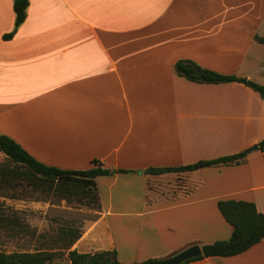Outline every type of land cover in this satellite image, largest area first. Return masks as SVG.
Here are the masks:
<instances>
[{"label": "crops", "instance_id": "crops-1", "mask_svg": "<svg viewBox=\"0 0 264 264\" xmlns=\"http://www.w3.org/2000/svg\"><path fill=\"white\" fill-rule=\"evenodd\" d=\"M13 3L0 0V135L51 167L83 171L98 160L111 171L95 180L100 209L72 249L114 251L122 264L165 260L230 239L220 201L253 202L264 214L260 146L242 164L187 173L198 185L177 198H150L154 177L145 173L264 140L259 93L243 81L196 83L175 69L190 61L264 86L256 40L264 0H29L26 20L6 38ZM189 264H264V240Z\"/></svg>", "mask_w": 264, "mask_h": 264}, {"label": "trees", "instance_id": "trees-1", "mask_svg": "<svg viewBox=\"0 0 264 264\" xmlns=\"http://www.w3.org/2000/svg\"><path fill=\"white\" fill-rule=\"evenodd\" d=\"M28 6L29 0H14L15 29L6 38H12L17 29L24 23ZM256 40L264 44V38L256 37ZM175 69L179 76L196 83L219 84L243 81L236 76H226L206 70L190 61L178 62ZM246 84L264 99V86L252 81H248ZM259 146L264 152V140L260 142ZM248 153V151H244L236 155L210 161H200L175 168H149L145 173L148 176L156 177L168 173H193L209 167L239 165L245 162ZM1 154L17 167L15 170L10 171L9 168L0 164V218L5 217L3 211L6 208L4 202L1 201V198L4 197L1 190L3 187L13 186L18 174L17 171L20 170L19 168L25 169V178L28 179L27 186L37 189V186L46 184L57 201L66 199L68 204H71L72 197L82 196L91 200L88 204L92 209L99 211L100 199L95 180L100 176L110 175L111 171L104 168L103 164L98 160L93 161L92 167L87 170H61L37 161L15 140L5 135H0ZM120 172L127 173V171ZM188 179L190 181L188 188L173 198L190 192L198 185V182L195 183L190 178ZM152 180L149 182L150 198L152 197ZM219 210L233 229L230 239L201 245L203 255L183 264H189L192 261L209 257L228 258L237 256L264 240V214L257 210L253 202L224 200L219 202ZM0 230H2L1 227ZM62 235L63 237L58 239L59 241L51 242L47 244V247L35 249L33 252L14 251L8 253L0 251V264H62L56 263L55 260L61 259L64 254H67V264H122L118 261L117 254L114 251L90 254L80 253L76 249H72L75 242L82 235L81 230L71 232L64 230ZM163 261V259H150L137 264H161Z\"/></svg>", "mask_w": 264, "mask_h": 264}, {"label": "rangeland", "instance_id": "rangeland-1", "mask_svg": "<svg viewBox=\"0 0 264 264\" xmlns=\"http://www.w3.org/2000/svg\"><path fill=\"white\" fill-rule=\"evenodd\" d=\"M0 163L10 171L16 167L0 155ZM18 169V168H17ZM12 187H3L5 217L0 218V251L33 252L59 241L63 231H83L88 222L94 220L97 212L89 206L91 200L72 197L71 204L57 201L46 184L36 188L27 186L25 169L19 168ZM187 173H168L156 176L151 182V195L175 197L189 186ZM81 199V202H80ZM5 221V223H3ZM56 263L67 264V254Z\"/></svg>", "mask_w": 264, "mask_h": 264}, {"label": "water", "instance_id": "water-1", "mask_svg": "<svg viewBox=\"0 0 264 264\" xmlns=\"http://www.w3.org/2000/svg\"><path fill=\"white\" fill-rule=\"evenodd\" d=\"M243 83H246V80H243ZM259 150V145L251 147L248 152ZM115 173V171H113ZM203 255L202 249L199 245L191 246L187 249H184L175 255L165 259L161 264H183L190 260L199 258Z\"/></svg>", "mask_w": 264, "mask_h": 264}]
</instances>
